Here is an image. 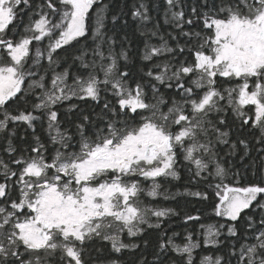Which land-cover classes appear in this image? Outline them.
Instances as JSON below:
<instances>
[{"label":"snow or ice","instance_id":"obj_1","mask_svg":"<svg viewBox=\"0 0 264 264\" xmlns=\"http://www.w3.org/2000/svg\"><path fill=\"white\" fill-rule=\"evenodd\" d=\"M0 264H264V0H0Z\"/></svg>","mask_w":264,"mask_h":264},{"label":"trees","instance_id":"obj_2","mask_svg":"<svg viewBox=\"0 0 264 264\" xmlns=\"http://www.w3.org/2000/svg\"><path fill=\"white\" fill-rule=\"evenodd\" d=\"M189 199H191V198H189ZM177 200L180 201L181 204H183V202H184L180 197H177ZM173 206H175V203L174 202H173Z\"/></svg>","mask_w":264,"mask_h":264}]
</instances>
